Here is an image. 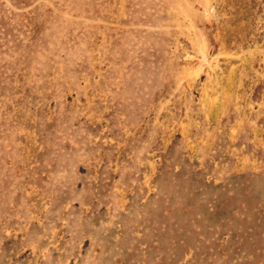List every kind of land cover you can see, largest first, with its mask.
<instances>
[{"label":"rangeland","instance_id":"rangeland-1","mask_svg":"<svg viewBox=\"0 0 264 264\" xmlns=\"http://www.w3.org/2000/svg\"><path fill=\"white\" fill-rule=\"evenodd\" d=\"M0 264H264V0H0Z\"/></svg>","mask_w":264,"mask_h":264}]
</instances>
